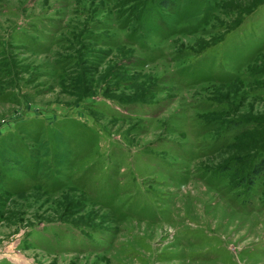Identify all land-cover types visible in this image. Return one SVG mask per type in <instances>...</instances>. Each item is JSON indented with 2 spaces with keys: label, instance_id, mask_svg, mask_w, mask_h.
Segmentation results:
<instances>
[{
  "label": "rangeland",
  "instance_id": "obj_1",
  "mask_svg": "<svg viewBox=\"0 0 264 264\" xmlns=\"http://www.w3.org/2000/svg\"><path fill=\"white\" fill-rule=\"evenodd\" d=\"M263 156L264 0H0V264H264Z\"/></svg>",
  "mask_w": 264,
  "mask_h": 264
},
{
  "label": "trees",
  "instance_id": "obj_2",
  "mask_svg": "<svg viewBox=\"0 0 264 264\" xmlns=\"http://www.w3.org/2000/svg\"><path fill=\"white\" fill-rule=\"evenodd\" d=\"M257 74V73H256ZM254 74L253 75V80L254 79V76L256 75ZM256 89V88H255ZM228 127H234V128H239V125L237 124H229L227 126ZM241 135V134H240ZM235 162H231L230 164L228 165H224V166H221L220 168L223 170V171H229L231 169V166L232 164L235 165V169H234V172L233 174H235V178H236V182L235 184L236 185H239L241 183H248V182H251V179L256 177L258 174L260 173H264V156L259 158L258 161H256L253 165L250 166V168H247L244 172L242 170V164L243 163H240L239 162V159L237 160H234ZM239 163V164H238Z\"/></svg>",
  "mask_w": 264,
  "mask_h": 264
}]
</instances>
